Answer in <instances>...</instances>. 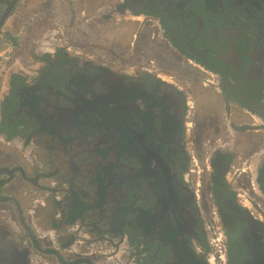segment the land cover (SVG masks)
I'll list each match as a JSON object with an SVG mask.
<instances>
[{
    "label": "flooded vegetation",
    "instance_id": "af4514ba",
    "mask_svg": "<svg viewBox=\"0 0 264 264\" xmlns=\"http://www.w3.org/2000/svg\"><path fill=\"white\" fill-rule=\"evenodd\" d=\"M116 1L99 16L153 18L155 39L201 76H131L33 40L30 71L14 72L1 96L0 134L28 143L52 128L55 142L62 130L75 134L80 169L98 189L92 169L111 167L107 182L118 187H104L93 210L120 201L107 220L122 222L118 238L139 264H212L210 253L217 264H264V0ZM0 213V264H37L25 221L17 233L18 218Z\"/></svg>",
    "mask_w": 264,
    "mask_h": 264
},
{
    "label": "crops",
    "instance_id": "0c3cea01",
    "mask_svg": "<svg viewBox=\"0 0 264 264\" xmlns=\"http://www.w3.org/2000/svg\"><path fill=\"white\" fill-rule=\"evenodd\" d=\"M39 1H41V3L37 4ZM95 1L97 0H86L83 4V0H26L29 6L28 8H30V14L27 18L30 23H27L26 26L30 31L37 33L41 30L50 34L56 29H61L72 34V31H75V24L73 21L77 16L80 17L78 10L82 8V6L83 8H88L91 4L94 5V3H96ZM17 2L18 0L14 1L13 5ZM108 2L110 3L111 0H106L104 3L107 4ZM99 10L102 12L104 11L102 9ZM96 13L97 10H95V14ZM139 18L141 19L142 17H136L135 20L130 21L138 22ZM128 26H135V28H137L138 24H131ZM147 28L149 33L143 36L145 41L149 38L152 31L151 28ZM131 34L133 35V33ZM167 50L166 52L168 53L165 54L164 57H159L161 62L157 58H153L164 70L168 68L176 69L182 61H176L179 55L175 50L171 48ZM34 51L37 55V59L41 60L39 50L34 49L33 54ZM43 53H45L46 56H48L47 54H52L48 52ZM155 57H157L156 54ZM186 71V76H201V73L196 72V70ZM194 90L196 93L201 91L197 86L194 87ZM4 92L0 95V100ZM0 131V133H4L2 130ZM54 132L55 130L52 128L49 131L50 136H37L36 134H32L40 143H34L33 138L30 139L28 143L24 140L21 141L20 138L15 135L14 137L13 135H7L6 138H4V136L0 134V168L4 169L0 170V212L7 211L15 218H18L16 219L17 233H19L21 229L17 220L21 221L23 219L26 224L25 226H27L31 232V234H28L29 238L35 235V230L46 236L50 234L53 238L51 242L52 246L46 249L43 248L44 250H56V246L63 249L70 245H75V234H70V231L72 232L76 225L84 230V227L81 225H88L87 223L91 224V228H89L91 233L89 232V234L92 235L94 240H87L88 243H91L90 245L97 246L93 244V242L98 241L104 244V248L107 246H110V248L116 247L121 238H118V235L115 234L114 228L107 219L108 215L113 211V208L120 206V201L108 203L102 211L93 210L96 207H91L88 209L89 212L85 214L84 220L80 221L81 225L79 223H75L74 225L66 223L65 214L69 208L72 192H76L79 195L85 192L87 198L84 199V201L92 204L97 201L98 188L95 184V180L93 178L89 179L88 174H84L80 169L81 164L86 162L83 159L85 153H80L79 148L74 145V143H76V139H74L75 134H70L62 130L60 137H57L58 141L56 140L57 142H55L51 136ZM84 136L87 137L89 134H83L81 138ZM23 143L28 146L23 147ZM100 149H104L103 145L94 149V153L97 155L96 158L106 161L104 159L107 156H101ZM27 152H29L28 156H26ZM103 165L104 162H102V166ZM99 170V168L92 169V171H96V174ZM45 179L53 181V183H50L52 188L48 186L46 188L45 186L43 187L48 190V195L44 200V204L39 206L34 213V230L29 223L27 212L30 209L31 202L38 197L40 198V195L43 194V188H41L39 183L40 181L43 182ZM40 188L42 190H40ZM115 195L116 200H120L118 196L119 193H115ZM57 196L61 200H56ZM0 216L3 215L0 213ZM90 220L92 221L91 223ZM53 224H57L58 227H52ZM128 246L130 247L129 244ZM128 250L126 251V259L129 261L131 260L132 264H134V262L135 264H139V258L137 259L135 256H130ZM56 251L59 253L58 250ZM52 257L58 261L55 255H52ZM81 259L84 261L79 264H88V262L85 261L86 259Z\"/></svg>",
    "mask_w": 264,
    "mask_h": 264
},
{
    "label": "rangeland",
    "instance_id": "374dc122",
    "mask_svg": "<svg viewBox=\"0 0 264 264\" xmlns=\"http://www.w3.org/2000/svg\"><path fill=\"white\" fill-rule=\"evenodd\" d=\"M3 1L4 0L0 1V16L7 8ZM7 1L9 2L12 0ZM85 1L86 0H83V4ZM105 1L97 0L94 5L91 4L88 8H83L82 6V8L78 10L80 17L77 16L73 21L75 24V31H72V34L61 29H56L52 33L47 34L45 31L40 30V32L37 33L28 29L26 24L30 23L27 19L30 14V8H28L29 6L26 0H19L13 6L3 26L0 27V95L5 91L7 87L6 83L11 79V75L14 72H23L24 70L30 71L27 65H29V48L33 40L39 43L42 42V45L46 46L49 51L59 44L69 56L78 62H92L98 65H106L107 68L113 69L114 71L125 72L131 76L135 73L138 74L137 72L152 70L160 75V77L167 78L169 77L168 72L186 76L185 74H187L186 70L188 67L191 68V70H198L194 62H189L180 56H177L176 61H183V64L178 62L179 66H177L176 69L168 68L164 70L161 68L154 58L159 60V57H164V55L168 53L166 52L168 51V47L162 42V39H155L157 32L155 20L153 18H139V23L137 21H134L136 22L134 23L130 21L136 19V16L133 15H118L112 12L111 14L114 15H109L107 14L108 12H105L107 18H104L103 16H99L98 13L95 14V10L99 9L111 11L112 9L109 8L117 4L116 0H111V2L107 4L104 3ZM39 3H41V1L37 4ZM106 6L109 7L106 9ZM131 24H138V26L137 28H135V26L129 27L128 25ZM147 27L151 28L152 31L149 38L147 37L146 45L142 47L140 45L142 37L146 33H149ZM131 33H133V35ZM151 48L153 49L151 50ZM151 53H153L154 58L151 56ZM155 54L157 57H155ZM21 65L23 66L21 67ZM186 65H188V67H186ZM180 85L182 86V84ZM41 182L42 181L39 183L41 188L44 186L45 188L47 186L52 188V185H50V183H53L52 180L49 181V179H45L42 183ZM41 188L40 190H42ZM47 192L48 190L43 188V194L40 195V197H44ZM59 199L60 198L57 196V200ZM91 222L90 220V223ZM87 224L88 225L84 226V230L82 231L84 237L81 239L74 231H70V234H75L76 241L73 248L72 245L67 248L70 252L62 250L55 245L57 248L56 250L59 251L65 260H75L89 251L91 243H88L87 240H93V238L92 235L89 234L91 224ZM35 239L38 240L42 249L52 246L51 239L48 236L41 240L35 235ZM77 241L79 242L77 243ZM120 243L121 240L118 244ZM93 244L97 245V247L104 246V244L98 241L93 242ZM73 249L77 253L72 252ZM47 259L52 264L56 262L52 255L48 256ZM83 259H86L85 261H87L88 264H105L107 262L104 256H95L92 258L83 257ZM83 261L84 260H82V262Z\"/></svg>",
    "mask_w": 264,
    "mask_h": 264
},
{
    "label": "built area",
    "instance_id": "2783aa9c",
    "mask_svg": "<svg viewBox=\"0 0 264 264\" xmlns=\"http://www.w3.org/2000/svg\"><path fill=\"white\" fill-rule=\"evenodd\" d=\"M97 14V13H96ZM28 156L29 155V152L26 153ZM48 194L46 193L44 197H38L36 199H34L32 202H31V206H30V209L28 210V216H29V223L32 225V229L35 230V222H34V213L36 211V209L39 207V206H42L44 204V200L46 198ZM57 200V199H56ZM13 226H14V229L16 230L17 226H16V222H13L12 223ZM73 231L75 232V234L81 239L82 237H84V234L82 233L83 229L80 227V226H74L73 228ZM34 232L36 237L38 239H44L46 237V235L44 234H41V232H38L37 230H35ZM35 235H34V238H35ZM47 236L51 239L50 241L52 242L53 241V238L50 234H47ZM32 238V237H31ZM29 238L28 239V247L29 249L31 250V253L33 254V259L34 261L37 263V264H52L50 261H48L47 257L52 255L48 252H46V250L42 249L40 244H39V248L37 247H34L33 245V239ZM210 240L212 241L211 245L213 244H217L213 238H210ZM38 242V240H37ZM76 242V241H75ZM79 241H77L78 243ZM128 243L125 239H121V243L120 244H117L116 247H113V248H108V247H97V246H93V245H90V248H89V251L88 252H85L84 254H82V256L80 258H83V257H95V256H104L107 260V262L105 264H132V261L130 260H127L126 259V251L128 250ZM50 248V247H49ZM68 248V247H67ZM67 248H63L62 250H66V251H69ZM73 248V246H72ZM70 252V251H69ZM72 252H75L77 253L74 249L72 250ZM47 254V255H46ZM216 256H213V253H210L208 255V259H209V262L212 263V264H217L218 260L217 258H215ZM222 258V257H220ZM55 263L54 264H61L59 261H57L55 259Z\"/></svg>",
    "mask_w": 264,
    "mask_h": 264
},
{
    "label": "trees",
    "instance_id": "16d2710c",
    "mask_svg": "<svg viewBox=\"0 0 264 264\" xmlns=\"http://www.w3.org/2000/svg\"><path fill=\"white\" fill-rule=\"evenodd\" d=\"M3 2L5 4V6H7V8H6L5 12L1 16H4L6 14V17L4 16V18H7L9 16V14H10V11L12 10V8H13V6L15 4L14 5L12 4L10 6V1L8 2L7 0H4ZM4 22H3V24H4ZM101 112L102 113H99V116L102 118V124H103V122L105 123L107 117L110 116V113L107 112L105 109H103ZM89 114H90V112H88V114H87L88 115V119L89 120H93V117H90L91 115H89ZM111 172H112V168L109 167V166L108 167L106 166V167L102 168V170L98 171V175H97V180L96 181L99 182V188H101V189L97 190V198H98V200L93 202L92 204H89L88 202L84 201V199L87 198V194L85 192H82V195H79L76 192H72V194L70 196L71 197V201L69 203V208H68V211L65 214L66 223H69L70 225H74L75 223H79L80 224V221L84 220L85 213L87 212L88 209H90L91 207H99L100 208L102 206V204L106 202L107 192L105 191L104 187L110 186L112 184H113L114 187H116V188L118 187V183H116V184L115 183L108 184V182H107L108 180H107L106 176H107V174H110ZM102 173H103V175H102ZM121 223L122 222L120 221V223L118 225H114V227H116L114 229V232L118 236L120 234H125L123 232V230L118 228V227L122 226ZM81 226L84 227L83 225H81ZM52 227L57 228L58 226H57V224H53ZM32 239H33L34 247L39 248V243L37 242V240L34 237ZM68 243H69V241H68ZM68 243H66V244H68ZM46 252H48V253H50L52 255H55L56 258L58 259V261L61 264H79V263L82 262L81 258H76L75 260L67 261L56 250H46ZM140 260H141V263H142V259L141 258H140Z\"/></svg>",
    "mask_w": 264,
    "mask_h": 264
},
{
    "label": "water",
    "instance_id": "95a60500",
    "mask_svg": "<svg viewBox=\"0 0 264 264\" xmlns=\"http://www.w3.org/2000/svg\"><path fill=\"white\" fill-rule=\"evenodd\" d=\"M14 1H16V0H14Z\"/></svg>",
    "mask_w": 264,
    "mask_h": 264
}]
</instances>
